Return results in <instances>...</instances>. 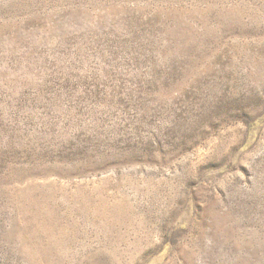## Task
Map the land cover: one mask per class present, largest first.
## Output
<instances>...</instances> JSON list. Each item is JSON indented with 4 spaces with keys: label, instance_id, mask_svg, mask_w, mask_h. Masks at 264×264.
Instances as JSON below:
<instances>
[{
    "label": "rangeland",
    "instance_id": "obj_1",
    "mask_svg": "<svg viewBox=\"0 0 264 264\" xmlns=\"http://www.w3.org/2000/svg\"><path fill=\"white\" fill-rule=\"evenodd\" d=\"M0 264H264V0H0Z\"/></svg>",
    "mask_w": 264,
    "mask_h": 264
}]
</instances>
